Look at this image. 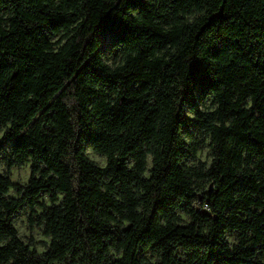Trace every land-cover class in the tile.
Wrapping results in <instances>:
<instances>
[{"label":"trees","instance_id":"obj_1","mask_svg":"<svg viewBox=\"0 0 264 264\" xmlns=\"http://www.w3.org/2000/svg\"><path fill=\"white\" fill-rule=\"evenodd\" d=\"M1 156L0 264H264V0H0Z\"/></svg>","mask_w":264,"mask_h":264},{"label":"rangeland","instance_id":"obj_2","mask_svg":"<svg viewBox=\"0 0 264 264\" xmlns=\"http://www.w3.org/2000/svg\"><path fill=\"white\" fill-rule=\"evenodd\" d=\"M56 40L57 37L52 38L53 42ZM102 49L106 63L111 66L116 64L118 61L117 53L113 49L112 41L109 37L103 38ZM197 105L199 106L200 110L204 112H209L214 109L212 101L209 99H204L203 97H198ZM185 114L188 119H193L194 117L189 107H187ZM187 142L196 146L195 160L189 161L187 166H197L199 163L208 166L211 161L209 138H207L203 134L199 135L193 133L191 139H188ZM10 146V143L4 145L5 152H8ZM85 155L98 167H104L106 165L105 158L93 152V150L89 146H86L85 148ZM149 169L150 160L148 159L147 170ZM0 174L4 176L8 175L13 185L25 187L30 178V165L27 164L22 167H13L7 169L6 159L4 158V156H1ZM148 176L149 175L146 174V177ZM7 197L10 199H18L20 198V195L16 192L15 189H10ZM38 202V206L34 208V214H32L26 206L22 207L14 216L13 226L16 229L18 233V238L21 241L26 244L32 241L33 248L37 251V253L43 254L47 251L50 239L44 236L42 227L37 226L35 220L37 216L43 212L44 209L49 208L51 206V203L46 196H41ZM180 218L182 220L183 225L189 222L188 219L182 214H180ZM226 238L230 245H235L237 243L238 234L229 233L226 235ZM147 258L151 261H154L150 258V255H147Z\"/></svg>","mask_w":264,"mask_h":264}]
</instances>
